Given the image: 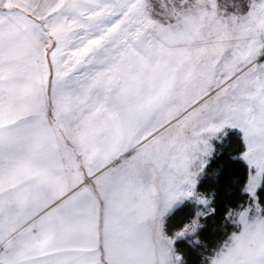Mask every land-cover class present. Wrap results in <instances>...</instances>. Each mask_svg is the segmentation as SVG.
Instances as JSON below:
<instances>
[{
  "label": "snow or ice",
  "instance_id": "snow-or-ice-1",
  "mask_svg": "<svg viewBox=\"0 0 264 264\" xmlns=\"http://www.w3.org/2000/svg\"><path fill=\"white\" fill-rule=\"evenodd\" d=\"M0 264H264V0H0Z\"/></svg>",
  "mask_w": 264,
  "mask_h": 264
},
{
  "label": "trees",
  "instance_id": "trees-1",
  "mask_svg": "<svg viewBox=\"0 0 264 264\" xmlns=\"http://www.w3.org/2000/svg\"><path fill=\"white\" fill-rule=\"evenodd\" d=\"M233 134H235V133H233Z\"/></svg>",
  "mask_w": 264,
  "mask_h": 264
}]
</instances>
